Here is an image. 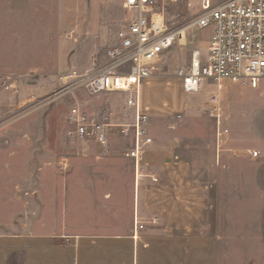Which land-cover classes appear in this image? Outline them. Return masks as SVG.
Returning <instances> with one entry per match:
<instances>
[{
    "label": "rangeland",
    "instance_id": "374dc122",
    "mask_svg": "<svg viewBox=\"0 0 264 264\" xmlns=\"http://www.w3.org/2000/svg\"><path fill=\"white\" fill-rule=\"evenodd\" d=\"M212 1L220 3L224 0ZM200 7L201 0H180L166 5L165 19L168 23H187L198 15ZM138 15L136 11L125 10L119 0H31L27 12L17 16L19 23L5 26L7 42L2 46L14 48L16 43L20 46L18 40H12L13 31L19 28L22 32H18V38L24 36L20 51L27 54V58L19 59L18 71L12 69L0 74V138L10 130L34 132L41 136L36 141L38 147L28 151L22 148V162L29 152L51 162L50 166L43 167V172L58 183L72 173L69 159L73 155L74 143L84 147V141L79 138L74 141L75 127L69 119L71 109L77 105L89 114H112L116 122H133V111L125 105L126 94L93 96L85 89L66 87L60 78L70 72L83 74L94 64L106 65L110 61L109 53L119 46V31ZM213 33V26L189 31L187 46L175 45L164 52L154 73L176 76L179 69L189 65L192 51L201 49ZM10 84L14 88L7 90ZM212 91L210 88L202 94L187 96L182 111L165 117H149L146 124L153 141L156 134L179 136L195 164L192 217L175 213L161 232L159 225L149 217L134 219L135 247L148 259H203L210 264H249V242L235 244L233 227H228V221L226 226H218V174L221 170H228L233 163L264 160L261 154L253 159L248 153L260 152V148H264V84L259 90L232 85L221 94L227 107L224 125L231 132L229 148L233 153H222L224 156L219 161L215 140L217 125L206 109ZM64 137L65 154L62 149ZM79 173L83 178L87 174L84 171ZM56 182L50 191L61 197L62 187ZM70 189H67V197L72 195ZM67 208L70 210L69 203ZM100 213V207L96 205L91 213L96 216L91 219L96 228L105 226ZM137 222L143 226L138 232L135 229ZM177 238L195 244L193 249L170 251L157 248L159 243ZM245 239L249 240V236ZM127 254L122 246L116 247L114 264H124ZM129 254L132 258V252ZM8 264H23V254H12Z\"/></svg>",
    "mask_w": 264,
    "mask_h": 264
},
{
    "label": "crops",
    "instance_id": "0c3cea01",
    "mask_svg": "<svg viewBox=\"0 0 264 264\" xmlns=\"http://www.w3.org/2000/svg\"><path fill=\"white\" fill-rule=\"evenodd\" d=\"M28 2L31 0H0V74L18 71L19 59L27 58L20 51L24 36L18 38L19 28L13 31L12 40H18L20 46L2 44L7 42L5 26L19 23L17 16L27 12ZM208 42L199 49L202 53ZM212 89L211 95L215 93ZM187 96L191 95L184 93L181 80L171 74L153 73L142 84V108L149 117L182 111ZM38 135L10 130L0 138V264H8L15 253L23 254V264H114L113 252L119 245L128 252L124 264H210L203 259L152 260L135 247V217L155 220L161 232L175 213L194 214L195 164L179 136L156 134L146 147L141 166L145 173L157 176L158 183L150 178L137 182L135 161L123 156L134 147L133 133L113 134L109 155L94 141L84 142L83 148L74 143L69 159L72 173L58 183L43 172L51 162L30 152L22 162V148L38 147ZM260 154L264 158L263 147ZM80 171L87 172L84 178ZM55 182L62 187L61 197L50 191ZM69 187L72 195L67 197ZM96 205L105 220L102 228L91 222ZM218 218L219 228L226 221L233 227L235 244L249 242V264H264V160L233 163L228 170L219 171ZM194 245L177 238L159 243L157 248L188 251Z\"/></svg>",
    "mask_w": 264,
    "mask_h": 264
},
{
    "label": "built area",
    "instance_id": "2783aa9c",
    "mask_svg": "<svg viewBox=\"0 0 264 264\" xmlns=\"http://www.w3.org/2000/svg\"><path fill=\"white\" fill-rule=\"evenodd\" d=\"M129 12L138 17L118 33L119 46L109 53L110 61L103 66L94 64L83 73L70 72L61 76L68 88L85 89L90 95L105 93L126 94L125 105L133 111L131 124L113 120L112 114H89L81 106L71 109L69 119L75 127L74 134L80 140L98 143L105 153L110 152V137L134 135V147L125 150L123 156L136 164V180L150 178L158 183L154 174L145 173L141 166L146 147L153 143L146 124L149 115L141 103L143 82L150 78L162 61L164 52L175 45L187 46V36L194 28L214 27V33L206 50H195L190 63L177 71L186 95L202 94L215 89L206 105L214 118L217 158L231 152L230 129L224 125L227 107L221 94L229 86L237 85L259 90L264 84V0H224L214 3L201 0L198 15L187 23H168L164 10L166 5L180 0H119ZM14 88L10 84L7 90ZM1 129V128H0ZM251 158L260 157L258 151H248ZM237 155L234 154V157ZM66 167V164H62ZM136 231L143 229L136 223Z\"/></svg>",
    "mask_w": 264,
    "mask_h": 264
}]
</instances>
